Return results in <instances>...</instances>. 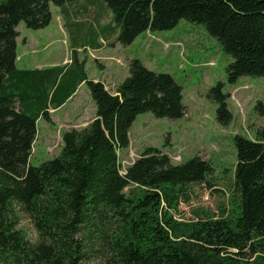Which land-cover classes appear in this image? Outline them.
<instances>
[{
  "label": "trees",
  "instance_id": "trees-1",
  "mask_svg": "<svg viewBox=\"0 0 264 264\" xmlns=\"http://www.w3.org/2000/svg\"><path fill=\"white\" fill-rule=\"evenodd\" d=\"M74 1L0 0V264H264V125L254 139L234 136L235 214L179 222L173 214L188 200L187 186L207 182L212 168L206 160L194 155L172 163L149 147L124 172L118 162L137 114H184L181 86L170 74L132 59L129 75L111 92L102 81L86 79L82 63L73 68L75 60L16 67L18 23L43 28L51 20L50 2L64 12ZM102 1L122 45L184 18L202 23L232 57L229 83L264 78V0ZM84 80L94 118L62 134L58 155L31 165L37 119L50 121L49 108L64 103ZM222 88L218 82L208 95L217 103V121L226 125L232 116ZM254 110L264 115V103ZM17 206L31 217L38 242L16 228Z\"/></svg>",
  "mask_w": 264,
  "mask_h": 264
},
{
  "label": "rangeland",
  "instance_id": "rangeland-1",
  "mask_svg": "<svg viewBox=\"0 0 264 264\" xmlns=\"http://www.w3.org/2000/svg\"><path fill=\"white\" fill-rule=\"evenodd\" d=\"M89 1L76 0L66 4L64 12L50 2L51 20L40 29L27 28L20 21L16 26L19 32L16 67L42 65L49 68L53 67L52 63L65 65L61 64L64 59L68 65L75 60L73 68L77 67L75 63H82L86 79L102 81L111 92L129 75L132 59L140 60L152 71L170 74L181 86L184 114L175 119L158 118L151 112L137 114L128 131V147L118 151L121 171L124 172L149 147L166 153L172 163L197 155L210 164L211 172L207 182L187 186L188 200L178 205L174 219L191 223L200 218L232 217L238 201L234 188V136L254 139L257 129L264 125V115L254 110L258 101L264 103V78L242 76L230 84L226 67L232 57L223 51L220 42L202 23L184 18L172 28L144 31L132 43L122 45L116 39L118 28L112 17L102 29H99L98 20H92L97 13L101 15L102 23L106 22L110 10L105 4L102 8L96 0ZM79 22H94L91 24L94 31L84 40L76 30L81 25ZM83 43L88 46H82ZM218 82L223 83L222 91L227 94L226 103L232 116L226 125L217 121V103L208 95L210 88ZM73 94L67 106L56 112L60 118L54 117V124L47 123L44 118L38 123L37 141L29 156L31 165L38 166L59 154L64 132L56 131L57 127L61 131L81 129L94 118L96 107L85 80L78 83ZM47 128L54 131H50L49 146L44 140ZM15 212L18 215L16 228L24 232L30 243L38 242V232L29 214L19 206L15 207ZM95 263L89 261V264Z\"/></svg>",
  "mask_w": 264,
  "mask_h": 264
},
{
  "label": "crops",
  "instance_id": "crops-1",
  "mask_svg": "<svg viewBox=\"0 0 264 264\" xmlns=\"http://www.w3.org/2000/svg\"><path fill=\"white\" fill-rule=\"evenodd\" d=\"M92 1H95V0H90L89 2H92ZM97 2H99V4H100V6L103 8L104 7V2L103 1H99V0H96V3ZM99 4H97V6L99 7ZM68 17V16H67ZM101 15H99V14H95L94 15V17L92 18V20H94V21H96L97 22V20H98V23L100 22V25H99V29H102V28H104L107 24H108V22H110L111 21V14H110V18L106 21V22H104V23H102V21H101ZM80 23V22H79ZM81 25H80V28L78 27V28H76V30L78 29V31L80 32V34H79V37L80 38H82L83 40L91 33V32H93L94 31V29L92 28V25L91 24H94V22H88V24L87 25H83V23H80ZM18 35H19V32H18ZM17 43V42H16ZM82 46H85V47H87L88 45H86V43H83L82 44ZM16 47H17V44H16ZM17 53H16V59H17ZM66 61V59H64L62 62H61V64H65L64 66H67L68 65V63H64ZM57 63H52L51 65L52 66H55ZM31 68H44V66H42V65H35L34 67H31ZM74 94H72L69 98H67L66 100H65V102L64 103H62L60 106H58V107H55V108H49V117H50V121H47V120H45V121H47V123H51V124H54V122H55V120L56 119H59L60 117L57 115H55L56 114V112L58 111V110H60V109H62V108H64V107H66L67 106V103L70 101V99H72L74 96H73ZM68 114H69V112H68ZM55 115V116H54ZM56 119H55V118ZM42 119V117H39L38 119H37V121H36V126H38V123L40 122V120ZM64 123V122H63ZM50 131H52V132H54L53 130H48V128H47V133L45 134V136H44V140L45 141H47V145H48V143H49V141H50V135H51V132ZM56 131H59V133H63V132H65V131H67V130H65V129H63V131H61L58 127L56 128ZM38 133H36V138L34 139V142L32 143V146L34 145V143L37 141V135ZM62 135V134H61ZM49 146V145H48Z\"/></svg>",
  "mask_w": 264,
  "mask_h": 264
}]
</instances>
